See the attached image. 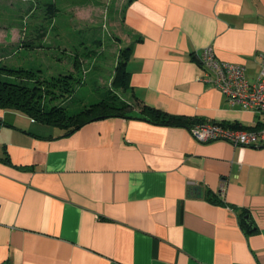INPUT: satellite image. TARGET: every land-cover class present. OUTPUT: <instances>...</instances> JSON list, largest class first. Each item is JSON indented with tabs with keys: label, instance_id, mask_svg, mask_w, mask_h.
Instances as JSON below:
<instances>
[{
	"label": "crops",
	"instance_id": "obj_1",
	"mask_svg": "<svg viewBox=\"0 0 264 264\" xmlns=\"http://www.w3.org/2000/svg\"><path fill=\"white\" fill-rule=\"evenodd\" d=\"M121 19L141 102L234 129L262 120L201 79L199 51L254 79L264 0H128ZM35 29L0 44L41 41ZM190 126L109 116L64 134L0 108V264H264V145Z\"/></svg>",
	"mask_w": 264,
	"mask_h": 264
},
{
	"label": "rangeland",
	"instance_id": "obj_2",
	"mask_svg": "<svg viewBox=\"0 0 264 264\" xmlns=\"http://www.w3.org/2000/svg\"><path fill=\"white\" fill-rule=\"evenodd\" d=\"M127 1L0 0V32L8 35L7 40L15 29L29 35L36 28L35 33L43 36L23 46L0 44V66L33 70L40 80L71 72L77 78L72 96L58 95L51 102L64 105L70 113L109 92L139 108L130 90L112 85L121 50L131 38L121 19ZM29 8L30 15L23 18ZM39 43L40 48H35ZM0 77L7 76L0 73Z\"/></svg>",
	"mask_w": 264,
	"mask_h": 264
},
{
	"label": "trees",
	"instance_id": "obj_3",
	"mask_svg": "<svg viewBox=\"0 0 264 264\" xmlns=\"http://www.w3.org/2000/svg\"><path fill=\"white\" fill-rule=\"evenodd\" d=\"M130 51V44L121 50L122 59L116 65L112 80V85L116 88H129V72L126 69V63ZM76 58L77 53H75L73 65H76ZM37 71L41 72V69ZM0 73L7 76L6 78L0 77L1 109L21 111L35 120L62 128L64 134L75 131L89 121L109 116L140 118L165 125H193L203 122L190 121L184 115L169 114L146 105L131 90V96L138 103L137 111L134 105L122 99L116 92H109L98 101L84 104L78 110L70 113L64 105L52 104L51 102L58 98V95L72 96L77 78L71 72L40 80L39 78L35 79L33 70L2 65L0 66ZM11 77L17 79H10Z\"/></svg>",
	"mask_w": 264,
	"mask_h": 264
},
{
	"label": "built area",
	"instance_id": "obj_4",
	"mask_svg": "<svg viewBox=\"0 0 264 264\" xmlns=\"http://www.w3.org/2000/svg\"><path fill=\"white\" fill-rule=\"evenodd\" d=\"M199 60L204 67L201 79L220 90L230 106H240L262 116L254 127L234 129L217 123L200 122L190 126L192 136L200 142L225 140L233 146L264 145V57L260 56L256 77L249 80L245 67L217 58L211 44L199 51Z\"/></svg>",
	"mask_w": 264,
	"mask_h": 264
},
{
	"label": "water",
	"instance_id": "obj_5",
	"mask_svg": "<svg viewBox=\"0 0 264 264\" xmlns=\"http://www.w3.org/2000/svg\"><path fill=\"white\" fill-rule=\"evenodd\" d=\"M244 219H245V221H246V223L248 224V225H252L251 224V221L249 220V216L246 214L245 216H244Z\"/></svg>",
	"mask_w": 264,
	"mask_h": 264
}]
</instances>
